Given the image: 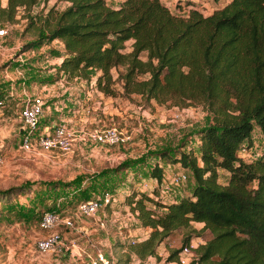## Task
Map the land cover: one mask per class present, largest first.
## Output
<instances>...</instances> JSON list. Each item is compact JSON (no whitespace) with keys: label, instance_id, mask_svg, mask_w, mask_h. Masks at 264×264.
<instances>
[{"label":"trees","instance_id":"1","mask_svg":"<svg viewBox=\"0 0 264 264\" xmlns=\"http://www.w3.org/2000/svg\"><path fill=\"white\" fill-rule=\"evenodd\" d=\"M63 1V8L32 13L37 0H0V25L13 22L22 8L36 35L31 45L61 43L57 70L65 78L89 79L93 69L97 88L109 92L111 70L117 68L127 93L179 106L203 102L212 114L195 133L197 151L171 155L191 169L190 193L170 201L146 191L125 195L132 214L148 229L131 243L133 253L141 259L156 255L174 230L196 221L211 236L188 264H264V0H222L209 12L192 0L184 12L161 0ZM254 122L262 132V151L246 160L238 152L251 146ZM158 155L165 158L168 152ZM219 169L227 172L224 182L218 181ZM149 174L163 182L160 162ZM10 190L0 189V200ZM190 239L191 233L184 235L167 260L177 259Z\"/></svg>","mask_w":264,"mask_h":264},{"label":"rangeland","instance_id":"2","mask_svg":"<svg viewBox=\"0 0 264 264\" xmlns=\"http://www.w3.org/2000/svg\"><path fill=\"white\" fill-rule=\"evenodd\" d=\"M109 1L117 4L120 0ZM162 1L177 12L188 9V0ZM195 1L204 12L215 7V0ZM52 5L63 8L66 2L37 0L30 12L45 11ZM25 14L19 9L15 20L0 35V97L4 99L0 113V189L12 188L0 200V264H91L98 250L108 256L111 264H166L169 252L181 247L187 233H191L192 244L189 257H194L196 247L211 236L196 221L174 230L158 246L156 255L144 259L135 255L131 243L142 239L148 229L136 220L125 195L146 191L168 201L178 198L181 192L190 193L193 173L175 166L171 155L176 150L197 151L195 133L211 122V112L203 102L179 106L173 100L159 103L139 93H127L117 77V68L111 70L113 84L109 92L97 88L93 69L89 70V79L65 78L57 70L61 43L54 40L31 45L36 35ZM37 93L45 100L42 117L50 121L51 113L56 115L51 112L54 109L59 115L51 123L63 122L73 130L71 151H25L20 147V108ZM41 124H45L42 118ZM111 125L129 133L131 139L106 145L88 137V132ZM251 143L238 152L246 160L262 151V132L256 122ZM163 150L168 155L160 158L158 153ZM159 162L164 169L162 183L149 174L151 166ZM179 171L187 173V178L172 184L170 177ZM226 179L227 172L219 169L218 181ZM106 189L116 200L95 216L75 217L78 230L58 227L65 242L61 251H38L37 239L54 231L40 226L43 210L74 213L80 200L96 198Z\"/></svg>","mask_w":264,"mask_h":264},{"label":"built area","instance_id":"3","mask_svg":"<svg viewBox=\"0 0 264 264\" xmlns=\"http://www.w3.org/2000/svg\"><path fill=\"white\" fill-rule=\"evenodd\" d=\"M6 31V26L0 25V35ZM4 107V99L0 97V113ZM45 100L40 94H33L20 109V147L25 151H64L72 150L75 141L73 130L65 123L60 122L49 127L41 126L40 119L44 112ZM93 141L101 144L113 145L131 139L129 133L121 131L117 126L111 125L102 129H94L87 133ZM187 178V173L179 171L170 177L172 184H179ZM116 196L110 191H104L96 198L81 200L76 205L71 215L62 214L55 208L46 209L40 217V226L44 229L54 230L36 241V247L41 253L61 251L65 242L59 234L58 227L64 225L70 229L78 230L74 223L75 217L95 216L100 209L116 200ZM101 223H103L101 221ZM192 244L182 247L175 260L166 264H188L192 257ZM91 264H111L108 256L102 251H96Z\"/></svg>","mask_w":264,"mask_h":264},{"label":"crops","instance_id":"4","mask_svg":"<svg viewBox=\"0 0 264 264\" xmlns=\"http://www.w3.org/2000/svg\"><path fill=\"white\" fill-rule=\"evenodd\" d=\"M162 1V0H161ZM192 1H195V0H192ZM162 2H164V1H162ZM196 3H197V1H195ZM164 3H166V2H164ZM214 3H215V7H217V6H219V5H221L222 4V0H219V1H214ZM167 4V3H166ZM186 4V3H185ZM198 4V3H197ZM168 5V4H167ZM190 5H187L186 4V7L188 8ZM214 7V8H215ZM60 61H61V59H60ZM59 61V62H60ZM75 101H76V98H75ZM48 107H50V105H47V108ZM55 109L57 108L56 106L54 107ZM53 109V108H52ZM51 112H54L56 115H54L53 113H51V115H50V118L52 117V119L50 120V121H47V117H42L43 115H44V112H43V114H42V116H41V118H42V120H43V123H45V124H43V126L44 127H49V126H52L53 124H55V123H51V121H54V117H57L59 114L53 109ZM47 118V119H46ZM41 120V119H40ZM174 165L176 166H179L178 168H183L179 163H174ZM184 169V168H183ZM180 194H182V192L180 193ZM173 197V196H172ZM171 199H169L168 201H170ZM56 207L57 208H60L61 207V205H59V206H57L56 205ZM136 220H137V218H136ZM147 232V231H146ZM147 235V234H146ZM146 235H144V236H142V238H144ZM140 239V238H139ZM55 264H59V262H56Z\"/></svg>","mask_w":264,"mask_h":264}]
</instances>
